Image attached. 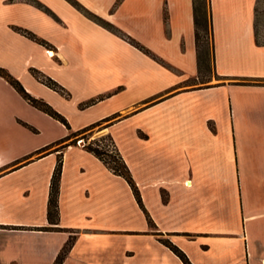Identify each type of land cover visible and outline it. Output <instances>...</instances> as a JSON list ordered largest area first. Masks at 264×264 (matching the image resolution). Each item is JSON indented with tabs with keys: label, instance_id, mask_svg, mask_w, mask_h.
<instances>
[{
	"label": "crops",
	"instance_id": "obj_1",
	"mask_svg": "<svg viewBox=\"0 0 264 264\" xmlns=\"http://www.w3.org/2000/svg\"><path fill=\"white\" fill-rule=\"evenodd\" d=\"M76 1L167 65L68 0H0V31L55 57L58 73H48L68 96L32 76L21 84L66 118L65 135L100 121L98 133L113 140L141 205L126 180L83 145L42 149L62 134L37 141L27 132L16 154L0 156V264H52L70 236L60 264H184L160 238L192 264H264L258 1L208 0L213 81L204 83L192 0ZM59 152L57 219L50 222L49 180ZM132 233L134 250L126 245Z\"/></svg>",
	"mask_w": 264,
	"mask_h": 264
},
{
	"label": "rangeland",
	"instance_id": "obj_2",
	"mask_svg": "<svg viewBox=\"0 0 264 264\" xmlns=\"http://www.w3.org/2000/svg\"><path fill=\"white\" fill-rule=\"evenodd\" d=\"M197 2L202 11L197 26L198 48L202 56H205L206 63L209 61L208 65L203 62L200 67V72L198 73V79L204 83L213 81L210 67L211 36L208 20V0H197ZM263 21V1L258 0V29L262 28ZM7 34L5 30L0 31V67L4 68L19 82L21 80L27 81L29 77L32 76L37 81L43 83L34 75V70L37 73H43L49 77H51L49 73L54 75L58 73L54 56L44 55L39 52L34 54L26 45H21L17 40L12 39ZM99 125L100 124L94 125L76 134L75 144L82 145V142L87 143L93 138L101 135V133H98ZM27 132H31L37 141H51L53 139H58V134L64 136L66 127L58 119L30 104L14 86L0 74V156L16 154L17 150L23 145ZM79 139L81 140L79 141ZM102 142L104 145H106V143H112L106 137L103 138ZM59 144L60 143H56L50 147H55ZM138 243L134 233L127 236L126 245L130 250L136 249Z\"/></svg>",
	"mask_w": 264,
	"mask_h": 264
},
{
	"label": "trees",
	"instance_id": "obj_3",
	"mask_svg": "<svg viewBox=\"0 0 264 264\" xmlns=\"http://www.w3.org/2000/svg\"><path fill=\"white\" fill-rule=\"evenodd\" d=\"M72 5H74L76 8L80 9L83 11L88 17L92 18L96 22L104 25L108 29H110L112 32L115 34L119 35L120 37L124 38L127 40L129 43L132 45L138 47L140 50H142L144 53L148 54L152 58L156 59L157 61L161 62L162 64L167 65L164 63V61L159 58L157 55H155L150 49L145 47L144 45L140 44L136 39H134L132 36L129 34L125 33L118 27L114 26L113 24L109 23L108 21L103 20L99 16L95 15L94 13L84 9L76 0H68ZM258 1V0H257ZM263 1V0H262ZM40 5V4H39ZM41 6V5H40ZM257 9V8H256ZM202 11L200 9V6L197 2V0H192V16H193V24H194V38H195V45H196V64H197V70L200 72V67L203 64V62L206 63V58L205 56H202L201 51L198 48V31H197V26L199 23V16L201 15ZM257 17V14H256ZM208 20H209V15H208ZM210 27V26H209ZM18 31L21 33L25 34L26 36L40 42V43H45L44 40L36 37L31 31L21 28V27H16ZM256 33V41H257V28L255 29ZM212 63V52L210 55V67ZM34 75L42 81L45 85L48 87L60 92L64 96H68V91L60 85L57 81L49 77L48 75H44L43 73H37L35 70L33 71ZM0 74L4 76L8 82H10L14 88L32 105L35 107L39 108L40 110L46 112L47 114L51 115L52 117L58 119L60 122L64 124L66 128H69V124L66 120V118L58 112L56 109H54L49 103L44 101L42 98L34 97L31 94H29L22 84L12 75H10L4 68L0 67ZM85 104H88L87 102L80 103V106H83ZM100 121H95L92 122L88 125H85L84 127L70 131L68 134L63 136L62 138L49 143L48 145L42 147V149L47 148L52 146L53 144L60 143L59 145L55 146L54 149L61 150L63 147H65L67 144L75 143L76 142V137L75 135L78 134L79 132L88 129L94 125L99 124ZM108 138L110 142L113 143L110 135L108 133H104L99 135L96 138H93L87 143H84L83 146L90 152H92L96 157H98L113 173L118 174L122 176L126 182L128 183L135 200L139 205H141L140 201V196L138 189L136 187V184L134 180L132 179V176L130 174V171L123 160L122 156L120 155L118 149L115 147L114 143V150L112 152H108L103 141V138ZM102 142V143H101ZM61 171V152L58 153L56 156V160L50 175V180H49V188H48V197H47V207H46V215L47 219L50 222H56L57 219V196H58V179ZM160 240L170 249L172 250L178 257L179 259L184 263V264H192L185 253L179 249L176 245H174L172 242H170L166 238H160ZM73 242V237L70 236L66 239L62 247L59 249L57 252L52 264H60L62 261V258L70 248L71 244Z\"/></svg>",
	"mask_w": 264,
	"mask_h": 264
},
{
	"label": "built area",
	"instance_id": "obj_4",
	"mask_svg": "<svg viewBox=\"0 0 264 264\" xmlns=\"http://www.w3.org/2000/svg\"><path fill=\"white\" fill-rule=\"evenodd\" d=\"M81 139H79V141H80ZM82 142V141H81ZM84 143L82 142V145H83ZM105 147H106V149H107V151L108 152H112L113 150H114V145L112 144V143H106V145H105Z\"/></svg>",
	"mask_w": 264,
	"mask_h": 264
},
{
	"label": "bare ground",
	"instance_id": "obj_5",
	"mask_svg": "<svg viewBox=\"0 0 264 264\" xmlns=\"http://www.w3.org/2000/svg\"><path fill=\"white\" fill-rule=\"evenodd\" d=\"M48 53L51 54V51H49Z\"/></svg>",
	"mask_w": 264,
	"mask_h": 264
}]
</instances>
